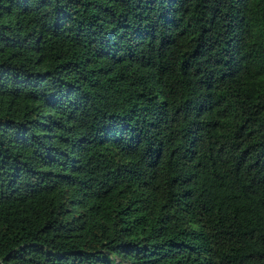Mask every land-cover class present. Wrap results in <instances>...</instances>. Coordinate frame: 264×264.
I'll return each instance as SVG.
<instances>
[{
    "label": "trees",
    "instance_id": "trees-1",
    "mask_svg": "<svg viewBox=\"0 0 264 264\" xmlns=\"http://www.w3.org/2000/svg\"><path fill=\"white\" fill-rule=\"evenodd\" d=\"M0 264H264V0H0Z\"/></svg>",
    "mask_w": 264,
    "mask_h": 264
}]
</instances>
